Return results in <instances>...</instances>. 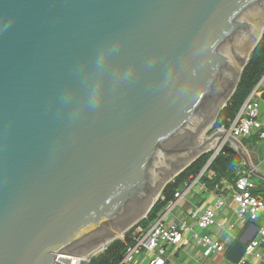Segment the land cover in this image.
Wrapping results in <instances>:
<instances>
[{
  "label": "water",
  "instance_id": "water-1",
  "mask_svg": "<svg viewBox=\"0 0 264 264\" xmlns=\"http://www.w3.org/2000/svg\"><path fill=\"white\" fill-rule=\"evenodd\" d=\"M263 31L264 0H0V264H87L217 139L260 177L206 133Z\"/></svg>",
  "mask_w": 264,
  "mask_h": 264
},
{
  "label": "built area",
  "instance_id": "built-area-1",
  "mask_svg": "<svg viewBox=\"0 0 264 264\" xmlns=\"http://www.w3.org/2000/svg\"><path fill=\"white\" fill-rule=\"evenodd\" d=\"M261 88H264V74L248 93L235 116L227 120V125L222 124L214 130L226 131L239 142L242 137L253 134L258 140H264V117L260 116L257 102ZM225 143V139H217L212 150L214 154L209 156L199 171L190 176L189 181L183 183L182 189L173 193V199L167 203L166 207L164 206L156 219L146 229L136 228L130 236L132 242L126 246L121 259L116 264H139V257L144 249L152 253L151 257H147L145 264H176L174 253L188 242H193L200 248V257L195 264H206L204 261L209 256L225 255L226 252L224 240L219 235H209L206 229L216 226L220 231L229 233L241 223L245 225V232L250 234L254 230V226L250 224L252 221L258 224L257 233L246 246L242 257L236 263L229 262V264H264V196L255 192L257 186L252 180L253 173L244 170V163L241 160L242 169L237 171L233 182L221 178L211 187L206 184L207 180H213L215 177L210 164L215 156L222 152ZM202 175H205V179H202ZM195 183H199L202 189L209 190L214 195L212 205H193L189 211V219L166 222L169 208ZM232 187H234L232 197L235 201L233 214L237 221L235 222V219L218 220L217 211L226 205L224 189ZM158 199L163 201L165 197L160 193ZM251 260L257 263H252Z\"/></svg>",
  "mask_w": 264,
  "mask_h": 264
},
{
  "label": "trees",
  "instance_id": "trees-1",
  "mask_svg": "<svg viewBox=\"0 0 264 264\" xmlns=\"http://www.w3.org/2000/svg\"><path fill=\"white\" fill-rule=\"evenodd\" d=\"M263 74L264 31L260 41L250 53L249 58L243 67L234 92L226 102V105L219 111L211 130H214L222 124L227 125V120L232 119L235 116L248 93ZM256 139V135L253 134L251 137L243 138L241 143L243 144L247 140L255 141ZM210 155L211 151L201 154L183 171L169 181L161 191V194L165 199L163 201H160L159 199L156 200L147 215L129 228L124 233L122 239H115L110 242L101 252L90 257L87 264H116L121 259L126 246L132 242L130 236L136 228L140 227L146 229L148 225L156 219L164 206L173 199V193L182 189L183 183L189 181L190 176L194 175L204 166ZM240 163L241 159L236 153L219 152L210 164V168L215 172V177L213 180L206 181L207 186L211 187L214 182L219 181L221 178H226L233 182L236 179L237 171L242 169Z\"/></svg>",
  "mask_w": 264,
  "mask_h": 264
},
{
  "label": "crops",
  "instance_id": "crops-1",
  "mask_svg": "<svg viewBox=\"0 0 264 264\" xmlns=\"http://www.w3.org/2000/svg\"><path fill=\"white\" fill-rule=\"evenodd\" d=\"M259 92L260 93H258L257 102H258V106H259L260 116L264 117V96H262V95H264L263 94L264 88H261ZM251 136H253V135H250L248 137H251ZM259 141L260 140L256 139L254 141V143H259ZM240 143H241V141H240ZM243 147L246 150V152L248 153V156H249L251 163L256 167L258 173H260V178H262V180H264V172L258 169V167L254 161V159H256L257 156L254 154V152H251V153L249 152V150H248L249 147H247L245 145H243ZM260 162L261 161H259V163ZM244 170H248L245 165H244ZM230 182H232V181H230ZM254 183L257 186L255 189V192L261 196H264V186H260L255 181H254ZM224 190L226 193V205L217 211L216 216H217L218 220H224V219L234 220L235 216L233 214V211L235 209V201L233 200V197H232V193L234 192V187L225 188ZM213 200H214V195H212L209 190L202 189L200 187L199 183H195L191 186V188L188 191H186L184 193V195H182V197H180V199H178L172 205V207L169 208V212H168L169 214L165 218V221L170 222L173 220L176 221L177 219H185V220L189 219V211L193 205L210 206V205H212ZM166 206H167V204H166ZM244 226L245 225H242L241 223H239L237 225V228L235 229V230H237L236 233H234L235 230L232 232H229V233L222 232L216 226L209 227L208 229H206V232L211 236L219 235L224 240V244H225L226 250H227V248L233 243V241L241 233V231L243 229H245ZM223 233H225L224 236H223ZM196 248H197V250H196ZM182 252L184 254H182ZM146 257H148V256L143 253L139 257V264ZM173 257H174V261L176 264H178V263H180V264H195L197 258L200 257V248L198 246H196L193 242H188V243L183 244L180 247V249H178L174 253ZM215 257H222L223 259H225V256L223 254H213V255L209 256L205 260V262L209 263V262L215 261L214 260ZM251 262L257 263L255 260H251ZM215 264H225V263L224 262L223 263L222 262H219V263L216 262ZM226 264H229V262L227 261Z\"/></svg>",
  "mask_w": 264,
  "mask_h": 264
},
{
  "label": "rangeland",
  "instance_id": "rangeland-1",
  "mask_svg": "<svg viewBox=\"0 0 264 264\" xmlns=\"http://www.w3.org/2000/svg\"><path fill=\"white\" fill-rule=\"evenodd\" d=\"M210 133H211V129L209 130L208 133H206V135H209ZM243 138H247V137L244 136V137L241 138V140ZM243 144H245V146L249 147L248 150H249L250 153L251 152H254V154L257 156V158L254 159V161H255L258 169L264 172V140H260L259 143H254L253 140H247ZM259 161H261V162L259 163ZM252 180L255 181L257 184H259L260 186H264V180H262V178H260L259 176L253 174ZM236 221L237 220L235 219V222ZM236 231L237 230H235L234 233H236ZM224 235H225V233H223V236ZM196 250H197V248H196ZM143 253L146 254L148 257H151L152 256V253L150 251H148V250H145L144 249L143 250ZM182 254H184V253L182 252ZM214 260L215 261H212V262H209V263H207V262L204 261V263H207V264H215L216 262L217 263H219V262H222L223 263L224 262L226 264V262H227L222 257H215ZM146 261H147V257L144 258L140 264H145ZM178 264H180V263H178Z\"/></svg>",
  "mask_w": 264,
  "mask_h": 264
},
{
  "label": "bare ground",
  "instance_id": "bare-ground-1",
  "mask_svg": "<svg viewBox=\"0 0 264 264\" xmlns=\"http://www.w3.org/2000/svg\"><path fill=\"white\" fill-rule=\"evenodd\" d=\"M100 249H101V247L96 249V250H94V251H92V253L90 255L99 252ZM71 259H72V264H83L88 259V256H84V257H81V258L72 257Z\"/></svg>",
  "mask_w": 264,
  "mask_h": 264
}]
</instances>
